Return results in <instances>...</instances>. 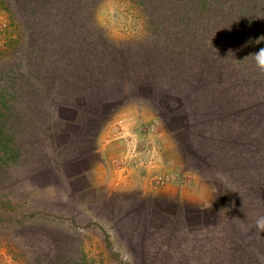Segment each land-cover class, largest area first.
I'll use <instances>...</instances> for the list:
<instances>
[{
    "label": "rangeland",
    "instance_id": "rangeland-1",
    "mask_svg": "<svg viewBox=\"0 0 264 264\" xmlns=\"http://www.w3.org/2000/svg\"><path fill=\"white\" fill-rule=\"evenodd\" d=\"M185 8L181 0H173V10L168 16L173 19L178 12L186 13ZM145 10L141 0H101L94 11L95 30L105 41L112 42L113 49L125 59L130 58L143 48L153 47L150 44L154 42L155 25ZM190 19L195 22L184 21L182 32H176L185 39L179 49L193 41L192 47L184 50L189 57L194 54L188 58L192 63L186 61L183 65L186 81L182 85L185 100L193 104L195 98L210 95L218 80L229 81L231 74L220 71L221 62L226 61L222 58L226 51L223 35L216 34L221 39L217 46L213 40L205 42L203 35L213 39L206 23L200 24L193 16ZM26 37L7 4L0 0V72L8 71L16 63L12 55L22 48ZM168 42L173 48V39L169 38ZM197 53L200 61L195 63ZM163 61L160 66L156 61H148L149 65L162 67L166 72L164 77L157 78V83L153 81L156 77L152 68L139 61L140 65L132 71L141 72L140 78L147 77L148 84L104 105L100 103L101 95H57L59 99H54L55 103L60 101L62 108L54 122L49 118L52 113L47 96L37 97L30 95L31 90L27 92L26 108L17 109L16 113L27 112L26 127H30L25 130L11 121L6 129L10 139L23 148L20 154L25 166L19 164L17 156L11 160L0 159V211L3 213L0 264H35L33 258L51 248V242L59 234L57 230L63 233L59 237L65 238L67 248L62 246L64 251L61 249L60 255L58 248L53 253L74 264H235L239 256L247 257V264H264V233L257 231L255 223L244 226L242 219L251 209L252 197L264 189V169L258 174L260 169L256 167L257 160L261 167L264 165V105H257L246 113L256 127L263 128V135L253 136L247 142L231 137L236 148L241 146L234 152L235 161L231 164L232 156L224 152L215 160L211 157L213 149L203 151L189 142L182 144L170 129L165 112L180 111L183 102L169 99L167 95L159 98L158 84L169 87L167 67L177 61V56L172 54ZM123 74L129 78L128 72ZM153 84L158 86L154 88ZM68 86L72 88L71 84ZM157 102L163 105V117L159 116L162 110ZM215 103L211 102L212 106L219 109L209 105V111L221 112L225 120L223 108L226 106ZM243 113V110L237 112ZM38 115L42 122L41 134L34 123ZM51 124L55 125L54 130L47 134ZM194 128L190 123L187 131ZM199 131L203 135L201 142H207L206 131L203 128ZM227 137L224 147L232 146ZM128 148L133 159H139L130 164V170L137 171V163L146 167L161 156V162L166 164L163 170L167 169L168 173L154 175L151 188L120 186L127 173ZM259 149L260 156L253 154ZM213 163L232 175V190L239 192L236 202H228L231 200V196L226 198L228 184L211 172ZM246 165L250 175V171L257 169L251 182L257 179V186H249L250 179H241L240 171ZM167 185L171 187L168 192L164 191ZM261 196L256 200V209L264 210V194ZM73 221L78 226L75 229ZM139 224L160 237H167L159 239L153 254L145 250L143 241L136 240L138 236L128 231ZM53 228H56L54 232ZM107 236L111 249L107 247ZM257 253L260 263L254 261Z\"/></svg>",
    "mask_w": 264,
    "mask_h": 264
},
{
    "label": "trees",
    "instance_id": "trees-1",
    "mask_svg": "<svg viewBox=\"0 0 264 264\" xmlns=\"http://www.w3.org/2000/svg\"><path fill=\"white\" fill-rule=\"evenodd\" d=\"M3 1L7 4L11 14L18 20L20 32L27 37L24 39L22 48L12 55L16 63H13L8 71L0 72V159L11 160L17 156L19 164L25 166V161H21L22 155L20 154L23 148H20L21 145L14 142L12 138L10 139L6 129L11 121L23 126L25 130L30 127V125L26 127L27 112L20 115L16 113L17 109L26 108L28 91L31 90L30 95H37V97L47 96V103L52 113L49 118L54 122L59 117V111L62 108V105L59 104L60 101L55 103L54 99H59L56 97L57 95H101V105L116 101L122 95L137 90L140 85L148 84L146 83L149 80L147 77L140 78L141 72L135 74L132 71L135 66L140 65L139 61L147 65H149L148 61H156V64L160 66V62L172 54L174 57L177 56V61L167 67L170 76L169 87H164V82V84H158L160 86L159 98L167 95L169 99H174L179 103L183 102L179 107L180 111L174 113L166 110L165 112L167 121L170 122V129L179 142L182 141V144L189 142L195 148L203 151L213 149L211 157L215 160L217 155L224 152L229 157L232 156V164L235 161L234 152L238 151L241 146L236 148L233 141L231 142V137L234 139L238 137L240 141L247 142L253 136L263 135L261 134L263 128L256 127V123L247 114L257 105L261 107L264 105V74L256 69L252 58L248 57L259 51L260 48H264V41L259 44L255 43L259 37L264 36V0H181L186 7V13L178 12L177 17L173 16V19L168 16L173 10V0L164 2L162 0H141L146 7L145 12L155 25L154 42L150 44L153 47L151 49L143 48L138 51V54L127 59L119 51L113 49L112 42L105 41L95 30L93 16L95 8L101 0ZM192 16L196 17L200 24L202 21L205 22L208 32L210 35L213 34V39L208 35H203L201 38L205 39V42L213 40V45L217 46L221 43V39L219 36L217 39L216 34L223 35L226 51L222 58L226 61L221 62L220 71L231 74V78L227 79L229 81L225 83L223 79L218 80L210 95H205L204 99L195 98L193 104L185 100L186 93L183 92L184 87L182 86L186 81L183 76V74L186 75L183 65L186 61L191 64L192 61H188V58L190 60L194 54L189 57V54H186L184 50L191 48L193 41L184 44V47L179 49L181 42L185 39L183 36L180 37L181 33L176 32H182L181 27L184 21L193 24L195 19L191 20ZM169 38L173 39V48L169 45ZM230 50L233 53L231 55L228 54ZM213 55L219 61V57L216 54ZM238 55L239 57L236 58ZM196 56L198 60L195 63H198L200 54L197 53ZM129 59L130 61H128ZM149 66L156 77L153 80L155 83L158 81L157 78L165 76L166 72L162 70V67ZM217 70L214 71L216 74H218ZM127 72L129 78L123 76L125 75L123 73L127 74ZM70 84L72 88H69ZM190 84L192 85V82ZM158 85L153 84V87ZM220 90H224V93ZM215 100L218 102L215 103ZM211 102L219 106L222 102L226 106L223 108L225 120L221 118V112L209 111V105L213 109H219L214 108ZM157 105L162 110V114L159 116H165L163 105L160 102H157ZM241 110L244 113L237 114ZM37 119L34 123L41 134L42 122L39 120V115ZM190 123L194 124L195 128L188 132L187 128ZM54 126L51 124L48 127L47 134L50 130H54ZM201 128L206 131L207 142H201L203 137L199 131ZM225 136H228V141L232 146H223ZM16 148L20 150L18 153L15 151ZM244 150H247V147H244ZM259 153L260 149L253 152L257 156H260ZM246 161L248 162L247 158ZM259 161H256V163L258 162L256 167L260 169L258 174L264 169V165L261 167ZM212 165L211 172L215 177L219 180L226 178L228 184L226 188L227 186L229 188L226 198L231 196L232 200H228V202H236L239 192L235 189L236 192L232 190L234 188L232 175L229 172L221 171L219 164L213 163ZM248 168V165L242 167L241 179H250L248 183L251 185L249 186H257L259 183L256 181L257 179L251 183L254 181L252 178L257 174V169L256 172L250 171V175L247 173ZM250 191L253 192V190ZM261 194H264V189L252 197V206L249 204L252 210L249 211L248 207L244 209L248 210L242 217L244 226L250 223L254 224L256 217L262 215L264 210L256 209L258 204L256 200L262 198ZM258 195L259 198H255ZM2 218L3 213L0 211V220ZM72 225L74 229L78 227L74 221ZM163 229L166 230V226ZM52 230L54 232L56 228ZM128 231L139 237L136 240L139 239L146 244L145 250L150 254H153V251L159 246L160 238H167L164 236L166 234H162L164 237H160L157 232L148 231V228L143 227L142 224L136 225L134 230L128 228ZM56 233L59 234L54 241L52 239L51 248L47 251H40V255L33 258L35 264H74V261L53 253L58 248V255H60L61 249L64 251L63 247L67 248L64 242L65 238L59 237L63 233L59 230ZM171 233L173 235L172 230ZM107 240V247L111 249L112 243L109 236H107ZM168 245L172 250V244ZM34 252H36L35 249ZM254 258L257 263L262 262L259 253ZM246 260L249 259L239 256L235 264H247Z\"/></svg>",
    "mask_w": 264,
    "mask_h": 264
},
{
    "label": "crops",
    "instance_id": "crops-1",
    "mask_svg": "<svg viewBox=\"0 0 264 264\" xmlns=\"http://www.w3.org/2000/svg\"><path fill=\"white\" fill-rule=\"evenodd\" d=\"M130 147V145H129ZM130 152L132 153L131 149L128 148V151L125 153L127 158L130 154ZM133 152H136L133 150ZM112 154V156H114L113 152L110 153V155ZM163 155V154H162ZM129 162L126 168L127 173H125L124 176V180L123 183H119L120 186L125 185L126 188H132L133 186L137 187V186H141L143 188L146 187H152V182H151V178L156 175V174H161L162 172L165 174H167L168 172L165 171L167 169H164V166H166V164L161 162V156L158 159H155L153 162H151V164H147L146 167H143L140 163H137V171H133V169L130 170L131 166L130 164L138 162L135 160H139L137 158L133 159L132 155L130 154L129 156ZM154 158V157H153ZM130 178V179H128ZM171 189L170 185H167L164 188V191L168 192Z\"/></svg>",
    "mask_w": 264,
    "mask_h": 264
},
{
    "label": "clouds",
    "instance_id": "clouds-1",
    "mask_svg": "<svg viewBox=\"0 0 264 264\" xmlns=\"http://www.w3.org/2000/svg\"><path fill=\"white\" fill-rule=\"evenodd\" d=\"M262 41H264V36L259 37L255 41V43L259 44ZM229 53H232L231 50L229 51ZM248 57L252 58L256 69L260 73L264 74V48H260L259 51L250 54ZM225 182H226V178H225ZM233 192H236V191L233 190ZM242 227H244V226L242 225ZM255 228L257 229L258 232L264 233V215H258L256 217V219H255Z\"/></svg>",
    "mask_w": 264,
    "mask_h": 264
},
{
    "label": "built area",
    "instance_id": "built-area-1",
    "mask_svg": "<svg viewBox=\"0 0 264 264\" xmlns=\"http://www.w3.org/2000/svg\"><path fill=\"white\" fill-rule=\"evenodd\" d=\"M162 182H164V181H162Z\"/></svg>",
    "mask_w": 264,
    "mask_h": 264
}]
</instances>
